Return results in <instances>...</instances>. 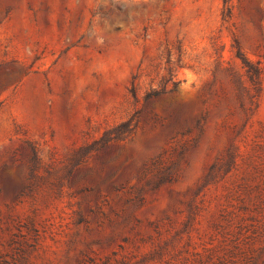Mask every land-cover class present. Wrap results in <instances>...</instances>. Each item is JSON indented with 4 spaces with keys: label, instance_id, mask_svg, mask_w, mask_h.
<instances>
[{
    "label": "rangeland",
    "instance_id": "374dc122",
    "mask_svg": "<svg viewBox=\"0 0 264 264\" xmlns=\"http://www.w3.org/2000/svg\"><path fill=\"white\" fill-rule=\"evenodd\" d=\"M0 264H264V0H0Z\"/></svg>",
    "mask_w": 264,
    "mask_h": 264
},
{
    "label": "trees",
    "instance_id": "16d2710c",
    "mask_svg": "<svg viewBox=\"0 0 264 264\" xmlns=\"http://www.w3.org/2000/svg\"><path fill=\"white\" fill-rule=\"evenodd\" d=\"M223 263H224V261H223Z\"/></svg>",
    "mask_w": 264,
    "mask_h": 264
}]
</instances>
